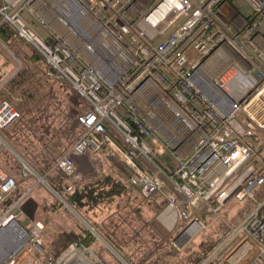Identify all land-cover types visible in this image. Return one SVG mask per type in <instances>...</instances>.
Wrapping results in <instances>:
<instances>
[{
    "label": "built area",
    "instance_id": "built-area-1",
    "mask_svg": "<svg viewBox=\"0 0 264 264\" xmlns=\"http://www.w3.org/2000/svg\"><path fill=\"white\" fill-rule=\"evenodd\" d=\"M25 12L36 16L47 38ZM3 23L34 48L47 76L81 101L78 137L55 169L72 176L80 161L97 154L119 163L127 185L143 198L166 186L159 219L170 230L181 226L176 248L205 228L194 216L199 206L217 213L230 198L256 201L205 262L237 264L254 251L248 264H264V199L254 194L264 187V158L253 141L264 130V49L257 45L264 39V0H0ZM5 82L2 70L0 91ZM19 118L0 98V134ZM166 150L176 160L168 171L156 161ZM20 173L37 176L24 160ZM17 186L0 166V227L12 220L28 238L0 264H18L22 251L39 252L42 245V220L27 231L10 214L34 188L8 203Z\"/></svg>",
    "mask_w": 264,
    "mask_h": 264
},
{
    "label": "rangeland",
    "instance_id": "rangeland-1",
    "mask_svg": "<svg viewBox=\"0 0 264 264\" xmlns=\"http://www.w3.org/2000/svg\"><path fill=\"white\" fill-rule=\"evenodd\" d=\"M47 14L51 25L65 36L64 30L55 21V15L49 11ZM28 15L24 17L26 22L47 38L49 33L41 25L38 26L36 16ZM13 39L16 38L11 37L9 44V40L3 41L0 38V72L5 71L6 75L0 98L8 100L20 113V118L0 134V166L17 180L18 186L10 196L11 200L28 187H34L10 214L27 231L37 220L44 223L39 252L22 251L18 264H83L82 259L90 260L89 264H193L197 259H200L199 264H212L216 261L217 257H214L212 262H205L219 244L232 235L239 222L256 207V201L230 198L217 213H208L202 206L194 209L195 215L192 214L204 221L205 228L180 248L174 247L172 242L179 235L181 226L170 230L159 219L167 204L166 186L153 198H143L127 185L124 168L117 162H109L104 156L106 171L119 176L128 187L127 196L116 201L124 199L127 202L117 209L113 205L111 208L104 207L103 211L98 209L92 212H96L99 218L119 213V219L127 222L122 227L123 235L130 234L129 230L133 229L137 237L130 238L128 235L127 240L107 239L94 225L97 221L85 217L66 202L63 186L73 185L76 179L73 175H63L54 168V164L78 137L80 130L76 116L82 108L81 101L66 84L47 76L46 64L37 58L30 46L22 41L14 45ZM253 141L258 153L264 158V130L258 131ZM160 159L169 170L176 162L168 150L160 155ZM21 160L29 164L37 176L23 178L20 173ZM114 163L124 172L115 168ZM254 194L257 201H262L264 187L256 188ZM131 198L139 203L136 211L128 206ZM58 204L63 206L59 207ZM57 225L62 229L58 234L55 233ZM83 228L89 229L96 237L91 247H84L77 242V236ZM4 238L2 247L8 248L6 243H12V237ZM238 238H241L240 234ZM4 250L3 253L6 252ZM221 251L218 250L215 255ZM246 257L237 264L245 260L249 263L255 256L249 260Z\"/></svg>",
    "mask_w": 264,
    "mask_h": 264
},
{
    "label": "trees",
    "instance_id": "trees-1",
    "mask_svg": "<svg viewBox=\"0 0 264 264\" xmlns=\"http://www.w3.org/2000/svg\"><path fill=\"white\" fill-rule=\"evenodd\" d=\"M15 36L14 29L8 24L0 25V38L3 41H8L11 37ZM37 58L41 59L37 52H35ZM157 163H159L165 170H169L165 163L160 158H156ZM63 196L75 210L83 213L87 218H95L96 210L103 211L106 206H113L115 209L125 204L127 201L117 199L127 196L126 187L119 182L113 176L106 174L94 182L85 183L81 188H76L70 192L63 190ZM124 197V198H125ZM128 200V199H127ZM123 202V203H122ZM129 202V201H128ZM8 203H11V198L8 199ZM121 203V204H120ZM59 207L63 204H58ZM95 241V236L87 228L82 229V233L77 236V242L84 247H91ZM200 259L195 260L193 264H199Z\"/></svg>",
    "mask_w": 264,
    "mask_h": 264
},
{
    "label": "crops",
    "instance_id": "crops-1",
    "mask_svg": "<svg viewBox=\"0 0 264 264\" xmlns=\"http://www.w3.org/2000/svg\"><path fill=\"white\" fill-rule=\"evenodd\" d=\"M28 14H27V12H25V13L22 14V16L27 18L29 16ZM223 17L225 19H229V17L226 16V15H223ZM40 25L41 24L38 23L39 27H40ZM42 28H43V26H42ZM43 29L46 30L45 28H43ZM8 43L10 44L11 41L9 40ZM12 43L14 45H19V43H21V40L19 41V39L17 40V38H16V39H13ZM27 45L30 46L29 44H26V46ZM257 45H258V47L264 49V39L258 38L257 39ZM30 47L32 48V50L34 52H36L32 46H30ZM109 162L113 163L112 161H109ZM114 167L118 168L116 163H114ZM118 169L120 171L122 170L121 168H118ZM121 172H124V171H121ZM106 174H109V175H111L113 177H116L117 180L120 181L123 184V181L120 180L119 176H117L113 172L106 171V160H104L101 155L95 154V155H92V156H88L84 160H82V161H80L78 163L77 168H76V172L72 176L74 179H76L73 182L72 186H73L74 189L81 188L86 182H89L88 180H92V182H94V181L98 180L99 178H101L103 175H106ZM124 186H126V185H124ZM127 188L128 187L126 186V189ZM138 205H139L138 201H136L135 199L131 198L130 199V204L128 206H130L131 209H134V210L136 209L137 210L138 209ZM97 217L94 218V221H97V222H95V223L92 222V223H94V225L97 226L99 231L107 239H110L112 241L118 240V238L120 240H127V236L128 235H130V238L131 237H137V235H138V234H136L137 232H135V230H133V229L129 230V232L131 231L130 234L126 233L125 235H123V228L122 227L124 225H126L127 222H123V220L119 219V213H116L115 215H114V213L106 214V216L104 215V216H101L100 218L99 217L97 218ZM134 222L137 223L136 221H134ZM56 229L57 230L55 231V233L58 234V233L62 232V229L60 228L59 225L56 226ZM91 233L93 234V232H91ZM106 236H108V237H106ZM95 240H96V237H95ZM254 256H255V252L251 251L247 255L246 259L249 260L250 257H254ZM240 264H248V261L245 260V261H243Z\"/></svg>",
    "mask_w": 264,
    "mask_h": 264
},
{
    "label": "bare ground",
    "instance_id": "bare-ground-1",
    "mask_svg": "<svg viewBox=\"0 0 264 264\" xmlns=\"http://www.w3.org/2000/svg\"><path fill=\"white\" fill-rule=\"evenodd\" d=\"M43 180V178L41 179ZM161 218H164V220H166V216L163 214L161 215ZM6 232H10L12 235V243H6L8 245L7 247H2L3 245V239L4 236H6ZM27 237V233L14 221L10 220L7 221V223H5L4 226L0 227V258L3 257L6 253H3V250L6 248L5 251L11 249V248H15V246L19 245L21 243V241ZM84 254V253H83ZM83 257V256H82ZM90 261V260H89ZM82 259V263L83 264H89L90 262Z\"/></svg>",
    "mask_w": 264,
    "mask_h": 264
}]
</instances>
